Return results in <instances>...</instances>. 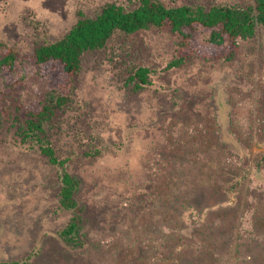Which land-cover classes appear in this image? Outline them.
<instances>
[{
	"label": "rangeland",
	"instance_id": "374dc122",
	"mask_svg": "<svg viewBox=\"0 0 264 264\" xmlns=\"http://www.w3.org/2000/svg\"><path fill=\"white\" fill-rule=\"evenodd\" d=\"M124 1L0 0V61L11 57V65L0 66V107L4 95L10 93L7 102L20 105L22 112L37 111L44 91L73 84L78 103L67 113L72 118L65 129H70L58 132L52 140L59 155L75 154L67 168L81 180L78 200L87 209L85 230L95 242L101 239L105 248L115 246L118 236L112 232L116 224L131 226L133 217L150 212L144 200L138 205L140 192L136 189L144 184L142 165L152 160L162 138H175L181 129L195 136L196 129H206L208 117L229 119L232 111L231 118L234 116L245 144L249 145L245 129L254 122L250 143L257 145L251 157L248 155L249 162L264 154V28H259L254 38L238 41L234 48L228 42L211 45L208 33L202 30L184 29L178 34L153 28L117 34L105 49L86 53L75 75L64 73L56 62L34 63L35 48L61 38L79 19L95 17L107 3ZM196 1L207 6H248L253 2L177 0L178 4ZM184 38L182 49L189 55L184 65L166 69ZM232 50L233 60H224ZM135 66L153 72L150 86L138 93L124 86ZM221 95L229 105L220 106L224 102ZM7 129V125L0 126V262L22 261L39 253L30 264L79 263L57 239L70 214L58 210L55 170L37 152L13 145L12 132ZM90 132L101 137L105 151L101 157L84 159L77 152L88 148L86 134ZM241 163H234L233 170L224 173H237L235 167ZM201 170L192 169L188 177L179 178L178 199L173 204L167 200L166 206L174 210L173 221L183 226L187 233L184 240L192 246L199 244L197 238L220 243L216 239L219 233L232 244L233 211L242 193L239 189L228 191L233 180L223 172L209 168L202 174ZM246 225L244 221L243 231L248 229ZM146 239L144 235L142 240ZM244 241L242 238L240 243ZM240 248L238 263L247 254L259 256L257 249L245 252V244Z\"/></svg>",
	"mask_w": 264,
	"mask_h": 264
},
{
	"label": "trees",
	"instance_id": "16d2710c",
	"mask_svg": "<svg viewBox=\"0 0 264 264\" xmlns=\"http://www.w3.org/2000/svg\"><path fill=\"white\" fill-rule=\"evenodd\" d=\"M153 28H165L178 34H182L184 29L189 32L202 30L208 33L211 45L220 46L228 42L234 48L238 46V41L252 39L259 28H264V0H253L248 6H207L199 1L178 4L177 0L109 2L95 17L79 19L61 38L35 48L34 63L40 66L56 62L64 73L75 75L80 72L82 57L86 53L105 49L115 35H132ZM183 42L185 38L178 44L175 59L166 69L184 65L189 55L186 49H182ZM233 54L232 50L224 60H233ZM10 60L11 57L3 58L0 66L11 65ZM152 73L145 66L132 67L124 79V86L132 93L141 92L150 86ZM9 97L10 93L3 97L0 126L7 125V130L12 132L13 145L37 152L55 170L58 210L70 214L67 224L56 235L72 258L80 261L77 264H264V154L257 155L252 162L248 160V155L251 157L257 145L250 143L255 134L252 120L245 129L249 134V145L241 140L234 116L231 118L234 115L232 111L228 113L229 119L218 114L208 117L210 123L206 129L200 131L196 127L198 133L195 136H188L181 129L175 138H162L152 160L142 165L140 175L144 184L136 189L140 192L136 196L138 205L144 200L148 207L146 210H150L145 213L147 218L142 213L131 219V226L125 222L120 226L116 224L112 233H116L119 240L115 239V246L106 245L105 248L101 239L95 242L85 230L87 209L78 200L81 180L67 168L75 154L59 155L52 140L58 132L70 129H65L69 118H72L67 113L78 103L73 84L69 82L44 91L37 111L22 112L20 105L6 101ZM221 97L224 102L220 106L229 105L224 100L225 96ZM86 135L88 148H81L77 152L79 156L84 159L101 157L105 151L101 137L93 132ZM167 145L169 149L166 151ZM239 160L245 161V165ZM236 162L241 163L235 167L237 173L227 175ZM196 168L202 169V174L207 173L209 168L227 172L224 174L233 180L228 191L239 189L242 193L233 211L236 222L233 224L235 236L232 244L226 243L221 233L216 236L210 232V236H216L217 241L222 243L212 244V238H197L200 245L192 246L191 242L184 240L187 233L183 226L173 221L174 210L166 206L167 200L173 204L178 199L176 188L180 184L179 178L188 177L190 170ZM244 221L248 228L245 231L242 229ZM218 226L219 222L213 228ZM144 235L146 240H142ZM242 238L245 241L241 244ZM243 244L245 252L257 249L261 253L256 252L257 257L247 254L243 262L238 263L237 256ZM38 254L34 257L29 255L22 261L0 264H30Z\"/></svg>",
	"mask_w": 264,
	"mask_h": 264
}]
</instances>
